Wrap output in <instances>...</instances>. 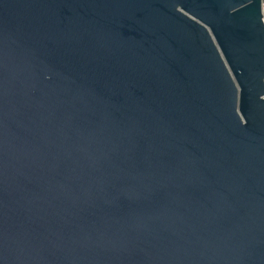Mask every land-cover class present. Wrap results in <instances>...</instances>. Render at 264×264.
I'll list each match as a JSON object with an SVG mask.
<instances>
[{
  "label": "water",
  "instance_id": "1",
  "mask_svg": "<svg viewBox=\"0 0 264 264\" xmlns=\"http://www.w3.org/2000/svg\"><path fill=\"white\" fill-rule=\"evenodd\" d=\"M0 264H264L262 0H0Z\"/></svg>",
  "mask_w": 264,
  "mask_h": 264
},
{
  "label": "built area",
  "instance_id": "2",
  "mask_svg": "<svg viewBox=\"0 0 264 264\" xmlns=\"http://www.w3.org/2000/svg\"><path fill=\"white\" fill-rule=\"evenodd\" d=\"M262 12H263V19H264V0H262Z\"/></svg>",
  "mask_w": 264,
  "mask_h": 264
}]
</instances>
